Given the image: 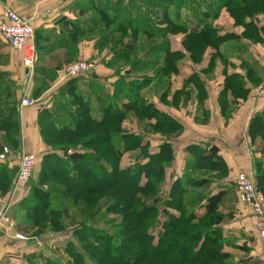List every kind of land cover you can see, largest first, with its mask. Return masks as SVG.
Here are the masks:
<instances>
[{
  "label": "rangeland",
  "instance_id": "obj_1",
  "mask_svg": "<svg viewBox=\"0 0 264 264\" xmlns=\"http://www.w3.org/2000/svg\"><path fill=\"white\" fill-rule=\"evenodd\" d=\"M108 1L124 8V6L120 4L122 3V0L121 2L120 0ZM157 1L159 3L163 0ZM167 1L168 2L166 4L170 6L166 7L169 11H171V14L169 13L170 21L174 18V22L177 17L180 19L179 15L181 11V22L188 19L189 24L193 23L191 27H194L193 25L198 26L199 22L196 18L194 21L191 18L193 12L196 11L198 15H202L203 12H207L212 16L216 13H222L224 16L221 17V23L224 31L227 32L232 29H237L238 32L241 31V37L245 32V29L242 26L237 25L228 9L223 7V2L221 0ZM169 1H172L173 4H169ZM163 3L165 4V2ZM123 4L128 5L129 10L128 12L122 10L118 18L113 17V14L111 13H107V16L102 14L100 18L99 12L93 9L92 11L86 13L85 16V18L91 21V30L84 34L83 37H80L79 43L86 40L89 42V44L84 47L85 51L87 50V52L91 53L92 57L90 59H80L76 62L87 61L92 65V68L90 74L84 75L87 78L80 77L77 80L91 79V76L94 73V75L96 74L95 77L97 76L100 81L93 83L90 86H84L82 92H78L75 95L73 92V85L70 86L69 84L75 79H69L68 81L64 79L62 80L60 74H56V76L51 78L53 80L51 85H49L48 82H45L42 86L39 84V88L36 89L34 93L35 97L41 96L45 92L48 98L51 99L59 89L60 94H57V96L58 99L64 101V104L62 105L63 107L52 108L50 111H53L56 117L63 121L68 118L69 113L71 112L73 114L77 113L82 114V116L84 115L79 109L81 103H79V101L75 98L79 95V93L84 94L82 99L85 102L90 100V106L95 109V114H98L100 110L107 108L109 104L113 103L118 104L120 107L129 105L133 99H144L145 103H150L149 101L152 100L151 96L154 95L158 104H160L159 101L163 104H168L173 108V113L177 116V118L185 123L187 118L184 114L186 110H188L189 101L195 97L192 98L191 90H188V85L186 84L187 81H183L182 75H189L192 71H195L204 79L206 77L207 80L205 82L209 87V90H211V92H216V86L219 85L218 82L220 79L219 71L220 69H225L222 68L219 60L223 62L222 60L224 57L220 59L221 55L216 54L215 50L212 48L203 49L200 47V49H196L195 47H190V42L186 41L188 35L187 30L180 28V22L178 24L174 22V26H172L166 21L163 22L162 18H159L158 20L161 24V32L159 33V31H157V34L159 33L157 36H149L151 35L149 29L145 31L128 26L131 24L132 20L124 19L127 17L133 19V11L134 13L137 12L139 15H152V18L150 19L156 21L154 23H157L158 20L153 19V14L155 13H150V9H153V11L156 10V8L154 9L152 7V4H156V0H125ZM177 12L179 15L176 14ZM248 20L252 21L254 26L257 28L258 33L255 34L254 38H256L257 35H260L261 37L260 42L249 41V43L254 45V50L260 54L261 59L264 62V53L261 54V50H264L261 46V43L264 42V14L256 13V15H253V17ZM168 33H171L173 36L171 43H169L170 38ZM0 44L4 46L5 44L7 46L9 45V43L7 44V42L3 39H0ZM234 45H240L241 49L243 48V43L239 40L234 42ZM159 47L161 49L155 51V48ZM10 48L21 64L18 63L19 66L12 68V71L0 72V89L2 88L0 91V104L16 99L18 94L16 93V88L19 86L23 90L21 91L23 95L22 99L28 95L27 97L30 98L33 105L37 102L41 103L43 98L46 101V94L43 98L41 97L39 101L33 100L34 98L29 93L26 95L27 92L25 88L33 85L36 72L35 74L33 73V75H28L26 70H23L22 52L11 46ZM187 49L194 52L195 55H193L195 61L193 60L192 54ZM169 52L171 55L180 56V59H178L179 61L171 60V57L167 59ZM37 54H39L38 50ZM206 58L210 60L207 65L204 62ZM8 62H10V60L8 61L0 58V71L8 69ZM73 62L75 61L70 62L69 60L61 67L58 66L56 73L58 70H64L65 67ZM168 66L172 67L170 69L171 72L164 73L166 72L165 68ZM211 73L212 75H209ZM249 73L251 76L252 69L247 67L246 77ZM195 78L196 76H194L191 80V82H193L192 90H197L196 96L200 105L206 100L207 93L206 88L204 86H200V83H198ZM252 84L253 89L250 98L252 104L256 105L259 101H264V77L262 80L259 77H254ZM229 97L233 99L230 93ZM247 97L245 99H247ZM12 105L13 104L9 105V107L5 109L0 107V115L4 110L8 111L13 109ZM200 107L201 106H198L196 111L198 109L199 112ZM230 107H232L231 104L229 108ZM138 111L140 110L128 109L126 115L124 116V122L121 125L120 135L119 137H116V144L120 148L122 154L119 153L118 157L115 156L107 159L109 162L114 163L115 166H119L121 170H128L129 172L133 169L137 170V167L145 162V157L142 159L145 155V151L134 147L138 144L134 135H142L143 138L141 139L143 143L149 142L151 148L156 149L160 146V140L165 141L166 139H169L174 141L176 139V144H178L179 142L177 141L181 140L180 136L183 133L182 130L180 134H172L171 137L167 136L168 138L163 134H156L152 129L156 120L154 118L150 119L148 116L141 118L138 116ZM16 113L17 112L15 111V114ZM227 113V118H224L226 121H229L231 118V112L229 109ZM16 115H18V113ZM83 117L86 119V116ZM16 120H18L17 117H13V119L5 121L7 125H4V121H0V155L3 153L2 148L8 149L9 153L6 160H0V167H6L7 171H12V173L8 175L5 182L0 181V200L2 201L1 204L4 205V207L0 205V234L3 235H0V239H2L0 240V246L1 244H6L3 240H6L9 245H11L6 254L3 255L0 251V264L10 262L12 264H48L46 263L48 260L56 264H83L82 260L78 259L72 251V246H75L77 243H80V245L86 249V256L89 255L92 259V261L87 264H170L164 261L166 259L163 255H155L152 258L146 256L148 252L146 251L145 239L142 237L145 229L137 232L133 231V226H131L130 220L128 219V216L132 211H140V208L143 207L150 198L144 197L139 204H131L129 207L132 210L127 212V209H125L127 205L125 200L126 196L121 192V190L126 192L129 188H125V184L120 187L119 184H115L113 179H105L99 182L103 184L104 187H107V189L98 190L95 188L94 191H97L96 196H84L80 194L76 199V204L74 205L67 202L69 200L67 191L69 189H71V191L72 189L80 190V188H77L76 186L71 188L70 185L65 183L62 179L57 180V184H55V181L53 180H48L47 184H45L43 188L45 191L49 190L52 192L54 197L53 201H55L54 205H57L60 209H64L62 210L64 211V214L57 216L62 218L61 224L58 227H46L41 229L35 222L29 220L28 211L31 204L34 202L33 194L31 192L40 179L42 166L41 164L38 165L37 162L32 170V175L29 181L25 183L18 182L19 160L23 156L24 152L20 147L21 130L19 129V133H17V129L10 130L13 126L11 124H14L10 121ZM14 126L16 127V124H14ZM89 133L93 134L90 131ZM262 137V135H259L255 141H252L251 139L252 144L260 143L264 145ZM16 138L18 140H16ZM98 141L102 142L101 139L93 137L91 143H97ZM14 142L17 144H14ZM150 145L149 149L152 151ZM47 149L50 153L52 152L57 155L64 151L62 148L57 146L52 148L47 147ZM69 149H72L73 152ZM89 149L81 144L74 148H68L65 151L67 154L76 152L78 155H86L89 153ZM260 154L264 159V151ZM170 168L171 167L166 168L165 181H163L160 188H158L159 191H162L161 193H163V197L165 195L164 191L169 187V185L173 184V182L178 179V171L173 174ZM192 173L193 174L191 176L194 178L204 177V179L208 181V183H206L202 188L190 189L187 196V200L194 201L193 205L190 206L189 209H196V212L200 214L203 213L204 210L200 208L201 200L205 195H208V192L210 193V189L212 188L214 182L213 180L224 179L228 176V174L221 177L216 173H212L204 169L198 171L194 170ZM189 174L190 173H186L185 176H188ZM247 175L251 177L259 193L264 197V191H262L259 186L256 172L255 174L252 173ZM186 178L187 177L184 179ZM3 183H6L9 186L8 190L5 188ZM63 186L65 188L61 189L60 187ZM110 186H112V188H110ZM114 187H117L120 190ZM128 187H130V185ZM236 191L239 202L244 208L246 207L250 213L257 235L255 237L249 236L241 239L242 236L240 233H236L237 229L233 228L226 231L227 228L225 230L221 228L222 225L225 228V226L231 221L233 215H228L229 218L225 219L223 224L220 226V230L222 235L225 231L226 236H228L227 238L223 237V252L225 253L226 251H230L233 254L226 253L228 258L226 259L225 264H232L234 261H230V259L233 257L234 260L236 256H238V260L242 258L252 260L253 264H264V241L260 237L259 232H257L258 228L253 212V206L249 203L245 204L241 201L237 186ZM104 194L114 195L115 198L113 200L111 199L106 202H102L96 207L93 205L91 207V204H96V201H99L100 196H104ZM252 202L255 203L256 199ZM116 205L117 207L115 208ZM5 212V219H9V222L2 220ZM45 217L46 215L44 216V219ZM48 217L46 218L48 219ZM53 218L55 217H49V219ZM44 222L45 221H43V223ZM10 223L13 224V229L11 231H9L8 227V225L10 226ZM195 224H197V229L202 228L205 225L203 221H194L190 226ZM191 228L192 227H188L189 230L195 231ZM234 232L238 235L237 238L230 236ZM15 234L24 236L26 241L15 238ZM133 236L135 242L132 241L131 244L128 243L129 239ZM121 241L123 246L129 244L132 247L137 248V250L135 252H130L131 250L125 246V248H122L121 250H123L126 256L119 253L115 254L114 246L120 247Z\"/></svg>",
  "mask_w": 264,
  "mask_h": 264
},
{
  "label": "trees",
  "instance_id": "obj_2",
  "mask_svg": "<svg viewBox=\"0 0 264 264\" xmlns=\"http://www.w3.org/2000/svg\"><path fill=\"white\" fill-rule=\"evenodd\" d=\"M124 1L125 0H122V3H120L124 6L123 8L108 0H86L78 7L79 16L83 18L86 16V13L93 9L99 12L100 18L102 14L107 16V13H111L113 17L118 18L122 10L126 12L129 10L128 5L123 4ZM221 1L223 2V7L228 9L237 25L245 29L242 37H235V35L232 34L220 35L219 28L213 25V22L219 17L220 13H216L212 16L207 12H203L202 15H198L195 11L192 13V17L191 15L190 17L193 21L196 18L199 25H193L194 27H191L193 23L189 24L188 19L181 22L182 16L180 11V15L178 12L176 13L180 16V19L177 17L174 22L177 24L180 22V28L187 30L188 35L186 41L190 42V47H195L196 49H200V47L203 49L212 48L216 51V54H218L221 46L230 40L239 38L260 42V35L254 38L255 34L258 33L257 28L254 26L253 22L248 21V19H251L256 13L264 14V0ZM163 2H165V4ZM167 2V0H163L158 3L156 0V4H152V7L154 9L156 8L157 11L150 9V13H155L153 14V19L158 20L162 18L163 22L166 21L174 26L173 16L172 21H170L169 13L171 14V11L166 7L170 6L166 4ZM171 3L172 1H169V4ZM132 13L134 14L133 19L128 17L124 19L132 20L131 24L128 26L145 31L149 29L151 33L149 36H157L161 32L160 21L158 20V24L154 23L156 21L150 19L152 15H139L137 12L134 13V11ZM138 23L140 26H137ZM71 30V40L77 44L80 37H83L84 34L91 30V25L86 28L82 27L80 24H73ZM157 31H159L158 34ZM160 49V47L155 48V51ZM188 51L192 54L193 60L195 61L194 52L192 50ZM169 58L179 61L178 59H180V56L171 55L169 52L167 59ZM171 68V66L166 67V72L164 73H170ZM193 77L194 76H191L190 79L186 80V84L193 83L191 82ZM77 79L78 78L75 80ZM195 79L200 83L199 85L202 86L200 78L196 76ZM75 80L69 83L70 86L75 84ZM247 82L251 84L253 82V77L250 76V73L247 74V77H243L239 74L226 77L224 89L219 98L222 115L224 117L227 118V111L231 104L228 100L229 93L234 101H236V99H245L250 93V90L245 87ZM73 92L75 95L78 93L77 87H73ZM79 95L75 98L81 103L79 109L83 112V116H86V119L82 114H73L71 112L66 120L61 121L56 117L53 111L47 109L42 110L38 115V127L42 140L44 144L47 145L46 147L52 148L57 146L64 151L60 152L59 155L48 151V153L42 157L41 176L31 192L34 202L31 204L28 211L29 220L35 222L41 229L46 227H58L61 224L62 218L57 216L64 214V211H62L64 209H60L57 205H54L55 201H53L54 197L52 192L49 190L45 191L43 188L48 180H53L55 181L54 183L57 184V180L62 179L65 183H68L71 188L75 186L80 188V190L72 189L71 191V189H69L67 191L69 199L67 202L74 205L80 194L84 196H96L97 191H94L95 188L98 190L107 189V187H104V185L99 182L105 179H113L115 184H119L120 187L125 184V188H129L126 192L121 190L126 196L125 200L127 205L125 209H127V212L132 210L129 207L131 204H139L144 197L150 198L148 202L146 204L144 203L145 205L140 208V211H132L128 216L131 226H133V231L137 232L145 229L142 237L145 239L146 251L148 252L146 256L152 258L155 255H163L166 259L164 261L170 264H225L228 255L223 252L224 238L220 230V226L225 219L229 218V216L224 215L221 211L225 192L221 191L217 194L203 197L200 208L204 210L203 213L198 214L196 209H189L194 201L187 200V196L190 189H199L208 183L204 177L194 178L188 175L185 176L187 177L186 179H184L185 177L178 178L164 191V197L162 196V191L158 190L163 181H165L166 168L170 167L175 160L174 147L169 139H166L158 148L153 149L149 142V144L143 143L141 139L143 138L142 135H134L138 141V144L134 147L145 151V155L142 157V159L145 157V162L140 164L137 170L133 169L130 172L128 170H121L119 166H115L114 163L107 160L115 156L118 157L119 153L122 154L115 140L116 137L120 135L121 125L124 122V116L128 109H139L138 116L141 118L145 116H148L150 119L154 118L156 123L152 126V129L156 134L158 133L166 137H171L172 134H180L183 130V126L173 117L160 111L155 104L145 103L144 99H133L129 105L123 107L115 103L109 104L107 108L95 114V109L90 106V100L85 102L82 99L84 94L79 93ZM15 105L16 104L13 103V109L8 110L9 112L3 109L4 111L1 112L0 121L5 122L9 119H13V117H17L18 119V115H16L18 111ZM232 107L234 108V106ZM15 111L17 112L16 114ZM10 122L16 124V127L14 124H11L13 126L10 130L17 129V133H19V121ZM4 125H7V123L5 122ZM89 131L93 134H90ZM249 135L252 141H255L259 135H262L264 140V111L254 116L251 120ZM93 137L101 139L102 142L98 141L97 143H91ZM16 140L18 139L16 138ZM14 144L17 143L14 142ZM81 144L87 149L90 148L88 154L78 155L76 152L72 154L66 153V149L74 148ZM149 145L152 151L149 149ZM187 152L193 158L192 166L194 170L198 171L204 169L216 173L221 177L228 174L226 162L222 157L214 154L213 150L209 151L207 148L191 145L187 148ZM255 168L257 181L261 190L264 191V161L256 160ZM10 173H12V171H7L6 167H0V181L5 182ZM128 183L130 187H128ZM3 185L7 190L9 189L6 183H3ZM60 188L62 189L65 187L63 186ZM110 188H112V186H110ZM114 188L118 189L117 187ZM114 198V195L104 194V196H100L96 204L92 203L91 207L92 205L96 207L100 203L111 199L113 200ZM116 207L117 205L115 208ZM45 215L46 217L54 216L55 218L49 219L48 217L47 219L45 217L44 219ZM43 221L45 222L43 223ZM194 221H203L205 225L197 229V224L190 226ZM188 227H192L191 229L195 231L189 230ZM133 238L134 236L129 239L128 243L131 244V242L135 240ZM125 246L131 250L130 252H135L137 250V248L129 244ZM125 246H123L122 241L120 242V247L114 246L115 254L119 253L126 256L123 250H121L125 248ZM72 248L74 255L78 259H81L83 264L92 261L89 255L86 256V249L82 247L80 243L72 246ZM46 263L56 264L50 260L46 261Z\"/></svg>",
  "mask_w": 264,
  "mask_h": 264
},
{
  "label": "crops",
  "instance_id": "obj_3",
  "mask_svg": "<svg viewBox=\"0 0 264 264\" xmlns=\"http://www.w3.org/2000/svg\"><path fill=\"white\" fill-rule=\"evenodd\" d=\"M85 1L86 0H0V19L8 12L15 13L22 19L30 21L35 31V44L39 53V60L34 69V74L35 72L36 74L33 85L25 88L27 92L26 95L29 93L34 98L33 100L39 101L41 97L43 98L46 94L44 92V94L38 97L34 95L35 90L39 88V84H41V86L45 82H48L49 85L52 84L53 80L51 78L56 76L58 66L61 67L69 60L70 62H76L80 59H90L92 57L91 53L87 52V50L85 51L84 46L89 44L87 40L81 43L78 42L77 44L71 40V27L73 24H80L82 27L86 28L90 27V20L79 16L78 7ZM223 16L224 15L220 13L219 17L213 22V25L219 28L220 35L232 34L235 35V37H240L241 31L238 32L237 29H232L227 32L222 29L221 17ZM137 26H140L139 23ZM168 35L170 38L169 43H171L173 36L171 34ZM238 40L243 43L242 49L240 45H234V42ZM252 45L253 44L249 43L247 40L237 38L225 42L221 46L218 54L221 55L220 59L224 58L222 60L223 62L219 60V63L222 68L225 69H220L219 71L220 79L218 82L219 85L216 86V92H211V90H209L205 82L207 80L206 77L204 79L197 72L192 71L189 75H182L183 81L190 79L191 76L196 75L199 77L207 93L206 100L203 104L199 105L196 96L197 90H192V83L187 84L188 90H191L192 98H195L189 101L188 110L185 112L186 115L184 114L187 118L185 123L177 118L173 113V108L168 104H163L160 101V104H158L154 95L151 96L152 100L149 101L155 104L160 111L173 117L183 126V133L180 136L181 140L177 141L179 143L176 144V139L174 141L170 140L175 151V160L170 166V170L173 174L178 171V178H183L186 173H190L189 175L191 176L193 174L192 172H194L192 166L193 158L187 152V148L191 145H198L202 148H207L209 151L213 150L214 154L224 159L228 168V176L224 179L213 180L214 182L210 189V193L208 192V195L204 197L217 194L221 191L225 192L221 211L224 215H233V217L225 228L223 225L221 228L224 230L227 228L226 231L233 228L237 229L236 233H240L242 236L241 239L249 236L255 237L257 233L249 211L239 202L234 181L239 174H255L256 160L264 161L260 154L264 151V145L260 143L252 144L249 135L251 120L254 116L264 111V101L261 100L256 105L252 104L250 95L253 84L247 82L245 87L250 90L247 99H236V101H234V99L229 97V102L234 108H229L231 118L229 121H226L222 115L219 98L220 93L223 91L226 77L233 74L246 77L247 67L252 69L251 76L253 78L259 77L262 80L264 77V62L260 54L254 50V45ZM5 46L0 44V58L8 61L10 60V62H8V69L0 72L12 71V68H15V66L18 67L19 64H21L19 60H17L16 55L11 51V45L8 47L5 44ZM261 46L262 49H264V42L261 43ZM263 53L264 50H261V54ZM209 61L208 58L204 60L206 65L207 63L209 64ZM23 70L25 71L24 67ZM93 75L91 79L75 80V84L72 87H77V92H82L84 86H90L100 81L97 76L93 77ZM209 75H212V73ZM21 91H23L22 88L20 86L17 87L16 93L18 94L16 99L6 103L3 102L0 104V107L5 109L9 107L8 105L13 103L16 104L15 106L18 111V121L21 130L20 147L24 153L35 155L39 165L41 164L42 157L48 153V149L40 134L37 122L38 115L42 110L63 107L62 104H64V101L58 99L57 94H60L58 89L57 91L59 93L57 92L51 99H49L46 94V101L43 98L41 103L37 102L30 107H22L20 105L23 97ZM198 106H201L199 112L198 109L196 111ZM163 142L164 141L160 140L159 145L163 144ZM236 233L234 232L230 236L237 238L238 235H236ZM223 237H228L225 231L223 232ZM3 241L6 242V244H1L0 251L1 254L3 253L4 255L11 245H9L6 240ZM225 253L230 254L231 252L226 251ZM237 257L238 256H236L234 260L233 257L230 259V261H234L232 264H253L252 260L242 258L238 260Z\"/></svg>",
  "mask_w": 264,
  "mask_h": 264
},
{
  "label": "built area",
  "instance_id": "obj_4",
  "mask_svg": "<svg viewBox=\"0 0 264 264\" xmlns=\"http://www.w3.org/2000/svg\"><path fill=\"white\" fill-rule=\"evenodd\" d=\"M0 39H3L11 45V47L22 52V64L28 75H33L34 69L38 63L39 57L35 44V31L30 21L22 19L12 12L6 13L0 19ZM92 65L87 61H78L70 63L64 70H58L61 79L68 81L69 79H76L91 72ZM33 103L30 98L25 96L22 99V107H30ZM0 160L8 158V149L2 148ZM36 164V156L33 154L24 153L19 160L18 182L25 183L29 181L32 175V170ZM235 184L238 187L239 196L243 203L251 204L253 206L254 216L257 222V232L264 241V197L259 193L254 181L247 174H239L235 179ZM256 199V202L252 201ZM2 201L0 200V205ZM6 212L2 220L9 222L5 219ZM9 231L13 229V224L10 223ZM8 231V232H9ZM15 238L26 241L24 236L15 234Z\"/></svg>",
  "mask_w": 264,
  "mask_h": 264
},
{
  "label": "water",
  "instance_id": "obj_5",
  "mask_svg": "<svg viewBox=\"0 0 264 264\" xmlns=\"http://www.w3.org/2000/svg\"><path fill=\"white\" fill-rule=\"evenodd\" d=\"M93 77H95V75H93Z\"/></svg>",
  "mask_w": 264,
  "mask_h": 264
}]
</instances>
